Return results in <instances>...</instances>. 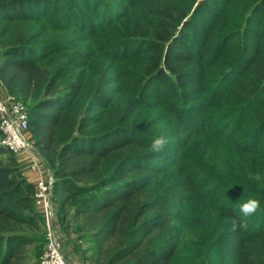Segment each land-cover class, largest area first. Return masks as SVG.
Segmentation results:
<instances>
[{
  "label": "trees",
  "instance_id": "1",
  "mask_svg": "<svg viewBox=\"0 0 264 264\" xmlns=\"http://www.w3.org/2000/svg\"><path fill=\"white\" fill-rule=\"evenodd\" d=\"M0 89L82 264H264V0H0ZM34 192L0 143V264L48 242Z\"/></svg>",
  "mask_w": 264,
  "mask_h": 264
},
{
  "label": "built area",
  "instance_id": "2",
  "mask_svg": "<svg viewBox=\"0 0 264 264\" xmlns=\"http://www.w3.org/2000/svg\"><path fill=\"white\" fill-rule=\"evenodd\" d=\"M1 129L4 133L0 143L17 155H26L29 168L37 173L34 182V199L36 207L48 220V245L41 264H69L59 241V235L51 224V199L53 194L54 174L48 170L44 157L38 152L27 133L28 115L26 106L14 97L7 95L0 101ZM48 174V175H47Z\"/></svg>",
  "mask_w": 264,
  "mask_h": 264
},
{
  "label": "rangeland",
  "instance_id": "3",
  "mask_svg": "<svg viewBox=\"0 0 264 264\" xmlns=\"http://www.w3.org/2000/svg\"><path fill=\"white\" fill-rule=\"evenodd\" d=\"M5 100H6V96H4L3 92L0 89V101H5ZM22 158H23L22 162L24 163V165H27V167L29 168V160H28L27 156L24 155ZM47 167H48V165H47ZM50 171H52V170L51 169L48 170V174L51 173ZM34 182H33V184H34ZM52 192H54V189H53ZM51 202H52L51 203V205H52V207H51V210H52V213H51L52 214V216H51V224H52L53 228L57 231V233L59 235V241L61 243L62 251H63L67 261L69 262V264H82V260H81L80 255L78 253H76L75 251H73V249H72V245L73 244L71 243V239L65 234V232L63 231V229H62V227H61V225L59 223V220H58L59 217H58V211H57V203H56V200L54 198V194H52ZM48 230H49L48 229V220L45 217L46 241H49ZM47 245H48V242L45 244L43 252L40 254L39 258L36 260V264H41L42 256H43L44 252L47 250Z\"/></svg>",
  "mask_w": 264,
  "mask_h": 264
},
{
  "label": "clouds",
  "instance_id": "4",
  "mask_svg": "<svg viewBox=\"0 0 264 264\" xmlns=\"http://www.w3.org/2000/svg\"><path fill=\"white\" fill-rule=\"evenodd\" d=\"M168 140L165 136L160 135L156 137L152 142V150L155 152H159L163 150V148L167 145ZM260 208V201L255 198H250L246 202L242 203L240 206V213L243 217H250L256 213V211ZM233 230L239 228H246V223L240 220V217H236L232 220Z\"/></svg>",
  "mask_w": 264,
  "mask_h": 264
},
{
  "label": "crops",
  "instance_id": "5",
  "mask_svg": "<svg viewBox=\"0 0 264 264\" xmlns=\"http://www.w3.org/2000/svg\"><path fill=\"white\" fill-rule=\"evenodd\" d=\"M19 157V161L22 164L23 168H24V174L26 175L27 179L31 182H34L37 178V173H35L34 171H32L31 169H29L27 167V165H24V163L22 162L23 160V156L22 155H18Z\"/></svg>",
  "mask_w": 264,
  "mask_h": 264
}]
</instances>
